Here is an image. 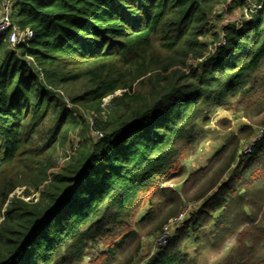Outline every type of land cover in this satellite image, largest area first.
<instances>
[{
  "label": "trees",
  "instance_id": "obj_1",
  "mask_svg": "<svg viewBox=\"0 0 264 264\" xmlns=\"http://www.w3.org/2000/svg\"><path fill=\"white\" fill-rule=\"evenodd\" d=\"M222 4L244 1L15 0L32 37L0 35V264H137L188 203L144 264H199L233 236L218 264L264 262V137L241 153L264 127V0L240 29L212 26ZM217 110L246 123L189 172Z\"/></svg>",
  "mask_w": 264,
  "mask_h": 264
},
{
  "label": "rangeland",
  "instance_id": "obj_2",
  "mask_svg": "<svg viewBox=\"0 0 264 264\" xmlns=\"http://www.w3.org/2000/svg\"><path fill=\"white\" fill-rule=\"evenodd\" d=\"M243 1H244V4H243L244 6L242 8L236 9L232 13H229L227 11L222 12V14L220 15L221 19L218 18L216 20H213L212 26L214 27L217 25L230 24V25L235 26L237 29H240L246 21L250 20V14H252L254 12H258L261 10V1L262 0H243ZM221 9L222 8H220V10L217 13H220ZM13 13H14V9H13ZM219 19H220V21L217 22V20H219ZM219 44H220V42L211 43L210 44L211 45V47H210L211 51H213L215 49V47L218 46ZM116 95H120V92L115 93V96ZM110 99H111V97L108 100H107V98L105 99L106 103L104 101V104H103L104 107L108 106ZM68 107H69V105H68ZM223 119H227L228 121H230V127L226 130L222 129V127L220 125H218V123H220V121ZM245 123L246 122L238 116H233L224 110H217L211 124L209 126L203 128V129H201L196 136V138H197L196 143L192 149L194 151L188 157L189 160L187 162L189 169H190L189 172L199 170V168H202V166L206 162L208 163L209 159L213 156V154L217 150H219L221 148V146H223V144L226 142L228 136L231 133L236 132L238 127L242 124H245ZM260 127L261 126L256 127V129H254L255 134L253 135L252 139H254L255 137H259V136H260L259 139L264 137V133L263 134L258 133V130ZM262 130H264V127H262ZM81 133L82 132L79 129H76L75 131H73L70 134V138H69L68 143L66 144L64 150L61 151L59 153V155L61 153L64 154L65 152H66V154H68L67 152H71L72 148L77 145L79 135ZM61 156H63V155H61ZM68 156L69 155H67V159L69 158ZM62 165H57L58 167H56V168L59 169ZM20 193H21V189L15 191V194H17V195H19ZM190 204H192V203H190ZM196 204H198V203H196ZM198 205H201V203H199ZM198 212H199V209H198L197 213ZM197 213H194V214H197ZM183 225H185V224H183ZM179 229H181V228H179ZM176 232H177V230H176ZM176 232L174 233V235L176 234ZM199 232H200V234H202L201 231H199ZM190 235H192V234H190ZM233 238H234V236L229 238V240L222 246H219L215 249H211V250H207V251L203 252V254L199 258V264H218V262L224 257L223 254L228 249H231V247H233V245H234V239ZM152 240H153V237L142 240L143 252H142L141 258H140V264H143L144 262L149 261L151 259L152 255L158 249L155 247L154 243H152ZM187 246H189V244H187ZM87 260L88 259H86L84 264H86Z\"/></svg>",
  "mask_w": 264,
  "mask_h": 264
},
{
  "label": "built area",
  "instance_id": "obj_3",
  "mask_svg": "<svg viewBox=\"0 0 264 264\" xmlns=\"http://www.w3.org/2000/svg\"><path fill=\"white\" fill-rule=\"evenodd\" d=\"M14 4H15V0H0V35L7 34V42L10 48H15L20 44H27L32 37V32L29 29L27 28L23 30L19 29L16 25L12 23L11 16L13 13ZM220 8H222L220 13H217L220 10ZM224 11H227V9L226 6L222 4L218 6V8L216 9V14L221 15L222 12ZM109 98L110 97H107V100ZM105 99L103 100V104L104 101L106 103ZM258 133L263 134L264 130L260 128L258 130ZM95 136H97L98 138L101 137L99 133H95ZM259 137H255L250 142L246 143L242 148L241 153L243 155L251 154L253 146L255 145V143H257L260 140ZM73 148L75 149L76 146ZM67 153L68 154H66L65 152L64 154L61 153L60 155H58L55 161L56 167H58L57 165H62L65 162V160L67 159V155H69L70 152ZM198 209H199V205L195 203L185 205L182 211L178 214V216H176L168 224H166L163 227L162 231L158 235H156L155 238L152 240V243H154L155 247L160 248L166 246L168 240L174 236L176 230H178L183 226L184 222L189 218L190 215L197 213ZM137 264H140V262Z\"/></svg>",
  "mask_w": 264,
  "mask_h": 264
},
{
  "label": "crops",
  "instance_id": "obj_4",
  "mask_svg": "<svg viewBox=\"0 0 264 264\" xmlns=\"http://www.w3.org/2000/svg\"><path fill=\"white\" fill-rule=\"evenodd\" d=\"M206 164H207V162L202 166V168H203L204 166H206ZM199 169H201V168H199ZM258 264H264V262H263V263H258Z\"/></svg>",
  "mask_w": 264,
  "mask_h": 264
}]
</instances>
